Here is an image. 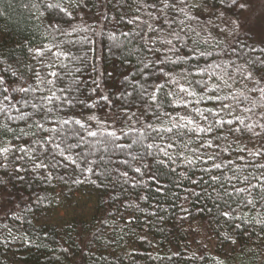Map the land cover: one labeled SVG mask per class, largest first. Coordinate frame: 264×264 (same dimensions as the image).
<instances>
[{
	"label": "snow or ice",
	"instance_id": "6c2138e0",
	"mask_svg": "<svg viewBox=\"0 0 264 264\" xmlns=\"http://www.w3.org/2000/svg\"><path fill=\"white\" fill-rule=\"evenodd\" d=\"M88 3L31 0L29 5L47 20L52 36L91 32L79 41L78 53L60 43L37 47L31 50L35 64L28 72L12 64L3 69L0 60V73L14 78L0 74V188L13 181L51 184L59 174L61 179L72 176L74 184L100 180L102 187L115 186L118 177L122 184L150 190L151 181L167 196V185L161 183L167 168L177 186L186 180L201 188L208 184L219 215L243 224L254 221L264 230V214L251 220L236 215L240 207L264 204V46L259 53L255 46L264 45V17L257 33L248 21L249 0H96L97 23L106 21L111 29L104 24L96 28L80 16L78 23L65 22L69 32L60 21L45 17L56 10L75 17ZM192 21H200L198 27L207 35L194 39L192 34L201 37V32ZM120 24L130 29L115 35ZM247 33L253 35L251 44ZM105 34L112 55L126 45L150 54L139 56L141 79L130 85L132 91L117 94L108 84L112 73L105 71L104 49L98 47ZM227 37L233 39L226 43ZM237 45L248 51L234 59ZM145 73L154 78L151 83ZM227 153L238 155L232 159ZM193 171L209 180L192 179ZM186 192L201 195L194 189ZM43 199L36 198L38 203ZM183 199L190 202L188 195ZM128 207L142 211L137 204ZM241 226L236 223L235 229ZM7 235L18 239L11 230Z\"/></svg>",
	"mask_w": 264,
	"mask_h": 264
},
{
	"label": "trees",
	"instance_id": "16d2710c",
	"mask_svg": "<svg viewBox=\"0 0 264 264\" xmlns=\"http://www.w3.org/2000/svg\"><path fill=\"white\" fill-rule=\"evenodd\" d=\"M95 2L96 0H89L88 6L75 17L65 16L59 10L45 12V17L60 21L69 32L72 29L65 22L71 19L73 23H78L80 16L96 28L104 24L106 29H111L112 25L106 21L97 23L99 17L93 7ZM30 3L31 0H0V60L3 61V69L12 64L19 71L28 72V67L35 64L31 59V50L45 45L51 47L60 43L65 50L71 48L72 53L76 54L80 50L79 41L86 35H92L91 32H77L71 36L50 35L46 30L47 20H42L35 14ZM102 11L107 12L106 9ZM107 14L118 16L116 12ZM190 23L201 32V37H195L193 33L194 39L207 35L198 27L200 21ZM117 28L115 35H119L120 31H128L130 26L120 24ZM212 31L215 35L216 30ZM98 39V47L104 49L106 57L105 71L112 73L108 80L111 90L117 94L124 89L132 91L130 85L141 79L137 71L140 67L139 56L150 54L142 49L137 52L134 46L126 45L112 55L109 52L112 42L107 35ZM231 39L233 38L227 37L225 42ZM240 39H245V36L241 35ZM71 41L76 42L75 46ZM247 42H253L249 35ZM185 43H189L187 37ZM262 46L264 45L256 47L257 53ZM241 50L248 51L237 45L234 59ZM47 55L51 56V53ZM0 74L14 79L10 72ZM125 75L128 76V81L123 79ZM153 79L147 76L148 83ZM132 110L135 111V107ZM249 147L253 145L249 144ZM236 155L238 154L227 153L232 159ZM184 170L178 168L177 172ZM60 173L64 174L65 170L61 168ZM164 174L161 183L167 185V196L157 192L158 185L151 181V189L144 190L122 184L118 177H114L116 185L109 187H102L100 180L95 185L90 182L74 184L71 182L72 176L61 179L59 174L51 184L31 180L30 183L13 181L5 185L0 188V264H215V260L209 257L218 258L223 264H264V230L259 225L254 221L243 224L242 221L219 215L217 202L209 198V194L214 196L215 193L208 184L201 188L186 180L177 186L169 169L165 168ZM129 175L135 173L129 172ZM189 176L192 179L203 176L205 181L209 180L200 171L189 172ZM186 189H194L201 195L192 196ZM171 193L176 195L172 196ZM75 195L93 198L91 215L87 219L65 220L62 226L50 224V219L58 208L59 197L69 201ZM140 195H144L146 199L141 201ZM185 195L189 196L190 202L183 199ZM38 196L44 198L42 203L37 202ZM129 203L139 205L142 211H138L136 207H128ZM182 207L187 208L188 212H182ZM232 207L236 208L237 205L233 203ZM221 208L227 210L224 205ZM245 214L250 220L252 217L259 218V214H264V204H257L255 208L237 209L236 215ZM13 216L17 218L13 219ZM236 223L242 224L240 229H235ZM9 230L18 239L8 236ZM141 237H146V240ZM233 239L237 243H231ZM25 240L28 242L25 243ZM172 253L179 255L172 256ZM168 257L172 258L169 260Z\"/></svg>",
	"mask_w": 264,
	"mask_h": 264
},
{
	"label": "rangeland",
	"instance_id": "374dc122",
	"mask_svg": "<svg viewBox=\"0 0 264 264\" xmlns=\"http://www.w3.org/2000/svg\"><path fill=\"white\" fill-rule=\"evenodd\" d=\"M248 21L251 26H254L257 33L260 31V20L264 17V0H249L247 9ZM253 41L252 33H247ZM261 44L257 43L258 47ZM94 208V200L87 196L75 195L72 200L64 201L60 196L58 199V208L54 211L50 224L62 226L65 220L72 218L87 219Z\"/></svg>",
	"mask_w": 264,
	"mask_h": 264
}]
</instances>
